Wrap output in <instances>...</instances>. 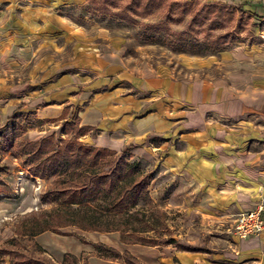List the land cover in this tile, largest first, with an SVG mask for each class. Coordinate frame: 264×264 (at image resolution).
Returning a JSON list of instances; mask_svg holds the SVG:
<instances>
[{"label":"rangeland","instance_id":"rangeland-1","mask_svg":"<svg viewBox=\"0 0 264 264\" xmlns=\"http://www.w3.org/2000/svg\"><path fill=\"white\" fill-rule=\"evenodd\" d=\"M126 1L117 0V5L122 6ZM188 1L192 3L188 13H180L176 5L169 10L166 2H162L146 12L132 13L135 22L128 23L111 12L116 11L115 7L98 11L90 0H0V103L16 105L13 108L0 105V264H11L10 251L16 246L30 249L33 255L50 264H80L76 259L81 257L83 264H108L101 260L89 261L88 254L82 251L77 256L71 252L63 255L64 250H73L78 243L91 247L93 250L89 253L116 259L110 264H134L126 262L124 251L111 248V230L86 228L104 218L99 217L97 210L83 213L51 199L56 196L55 189L66 184L68 176L72 181L77 180V171L59 176L32 174L30 159L20 151V142L46 135L57 140L77 136L84 143L113 149L115 156L122 155L126 161L135 162L141 170L137 178L149 176L147 198L138 201L136 210L131 209L129 214L111 213L109 223L117 225L122 241L147 244L163 241L179 249L191 248L170 236L172 219L179 212L172 207L163 209L160 202L170 192L172 183L165 181L162 188L151 185L150 180L156 176L155 158L129 152L132 144L121 147L111 142V108L106 106L108 103H100L99 107L95 103L97 98L92 99L97 90H107L102 99L109 100L106 85L111 83V72L106 76L97 75L108 65V54L113 47L119 48L126 65L123 68L135 72L173 64L178 66L182 78L189 67L200 69L207 65L209 70H218L231 67L227 65L232 63L233 66L247 65L255 81L264 86V6L249 0ZM211 1L226 3L229 11L222 10L218 27L210 24L211 13L204 18L196 13L192 34L202 42L225 34L219 50L180 51L164 33L155 34L151 41L145 39L144 33L151 31L144 29L143 23L164 20L172 31H181L199 5ZM135 72L119 76V84L133 81L138 85ZM141 91L137 89L133 94L138 98ZM25 103L65 104L59 114L40 118L25 108ZM98 107L105 115L101 117L106 127L98 124V118H92ZM6 114L9 115L5 118ZM84 117L95 122L85 125L84 133L78 134L77 127L83 124ZM226 125L229 131H244L243 144L248 148L264 147L262 137L249 138L254 133L250 122L241 125L229 121ZM124 181L125 178L120 179L118 184ZM259 199L264 197L261 195ZM38 223H46L47 228L35 232ZM223 242L215 236L204 237V243L198 248L210 261L218 258ZM152 257L151 264H159ZM230 259L229 256L224 263L222 259L220 264H230Z\"/></svg>","mask_w":264,"mask_h":264},{"label":"crops","instance_id":"crops-1","mask_svg":"<svg viewBox=\"0 0 264 264\" xmlns=\"http://www.w3.org/2000/svg\"><path fill=\"white\" fill-rule=\"evenodd\" d=\"M249 1L264 6V0ZM108 55V65L95 75L111 72V85H106L109 100L102 99L107 90H97L92 99L97 98V106L108 103L106 106L111 108V142L121 147L137 145L129 146V152L155 158L156 176L150 180L151 185L162 188L165 181L172 183L170 192L160 200L163 209L172 207L179 212L172 219L170 236L191 246L179 249L163 241H122L119 231L111 229V248L128 253L139 264L154 262L152 255L159 264H220L229 256L230 264H264V232L238 238L232 230L235 214L252 207L261 195L264 197V147L248 148L243 144L244 131H229L226 125L229 121L241 125L250 122L254 133L249 138L264 140V86L255 81L247 65L229 63L231 67L218 70L212 66L209 70L207 65L200 69L189 67L181 78L177 65L135 72L123 68L126 65L119 48L113 47ZM129 71L139 77L138 85L133 81L119 84V76ZM137 89L142 90L138 98L133 94ZM52 104L56 107L49 108ZM64 104L23 106L46 118L59 114ZM101 112L100 108L94 111L92 118H98V124L106 127ZM82 119V125L95 122ZM213 236L224 242L218 258L208 261L198 247L204 237ZM74 249L64 250L63 255L71 252L77 256L82 251L88 254L89 261L116 262L89 253L93 249L84 244L78 243ZM76 262L83 264V257Z\"/></svg>","mask_w":264,"mask_h":264},{"label":"trees","instance_id":"trees-1","mask_svg":"<svg viewBox=\"0 0 264 264\" xmlns=\"http://www.w3.org/2000/svg\"><path fill=\"white\" fill-rule=\"evenodd\" d=\"M95 6L94 9L105 12L109 7H115L116 11H111L118 18L128 23L135 22L132 13L146 12L155 8L162 2H166L167 9H172L176 5L180 13L191 11V1L184 0L182 3L175 0H127L122 6L117 5V0H90ZM191 3V4H190ZM222 10H228V5L222 2H208L199 7L191 15L186 27L181 31H172L164 20L151 23H143L144 29H149L151 33H144L146 40L151 41L155 34L164 33L170 41L174 42L175 49L194 52H205L219 50V46L224 42L225 34H220L211 39L199 41L192 34V21H196V13L202 14V18L211 13L210 24L218 27L222 21ZM211 25V26H212ZM202 43V44H201ZM85 125H78V134L84 133ZM20 151L28 155L31 162V172L34 175L44 176L48 174L58 175L66 172L70 175L75 172L77 180L72 181L68 176L64 186L55 189L56 196L52 200H57L66 208L81 210L93 213L98 211L99 217L104 216L100 223H92L86 228L95 230L119 229L117 225L110 222L111 213L129 214L131 209L136 210L140 199L147 198V183L149 176L136 177L141 170L136 167L134 161H126L122 155L115 156L113 149L91 145L77 139V136L63 139H54L52 135H46L33 140L20 142ZM123 183L118 184L120 179ZM62 180V179H61ZM58 195H61L59 197ZM75 206V207H72ZM35 232L47 228V224H37ZM11 264H50L45 259L32 254L26 247L16 246L10 251ZM126 255V262L139 264L137 261Z\"/></svg>","mask_w":264,"mask_h":264},{"label":"built area","instance_id":"built-area-1","mask_svg":"<svg viewBox=\"0 0 264 264\" xmlns=\"http://www.w3.org/2000/svg\"><path fill=\"white\" fill-rule=\"evenodd\" d=\"M264 199H259L252 207L235 214L232 230L238 238H245L264 232Z\"/></svg>","mask_w":264,"mask_h":264}]
</instances>
